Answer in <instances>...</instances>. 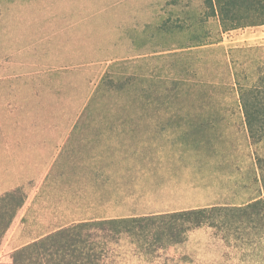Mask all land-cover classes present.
Instances as JSON below:
<instances>
[{"label":"rangeland","instance_id":"rangeland-1","mask_svg":"<svg viewBox=\"0 0 264 264\" xmlns=\"http://www.w3.org/2000/svg\"><path fill=\"white\" fill-rule=\"evenodd\" d=\"M206 14L202 0H0V126L11 118L22 127L33 122L40 136L66 131L113 69L111 102L105 97L91 115L199 118L209 123L200 127L212 129L192 139L200 153L192 174L199 190L177 198L175 208L258 198L256 161L264 157V141L248 137L236 83L251 84L264 63V41L255 37L262 27L223 32ZM120 56L132 57L112 66L110 59ZM48 208L45 195L23 203L0 245V262L9 264L14 250L72 223ZM121 246L125 252L129 245L122 240ZM166 259L264 264L239 263L209 227L192 230L153 264ZM117 262L148 264L130 254Z\"/></svg>","mask_w":264,"mask_h":264},{"label":"crops","instance_id":"crops-1","mask_svg":"<svg viewBox=\"0 0 264 264\" xmlns=\"http://www.w3.org/2000/svg\"><path fill=\"white\" fill-rule=\"evenodd\" d=\"M259 27L255 37L264 41V25ZM68 121L66 131L41 136L31 121L25 124L32 126L22 127L8 118L0 126V195L17 188L25 201L45 195L47 211L65 214L60 219L70 224L199 208L174 205L177 198L199 190L192 174H198L200 153L192 139L212 131L200 127L209 123L189 117H80V113ZM82 124L88 127H77Z\"/></svg>","mask_w":264,"mask_h":264},{"label":"trees","instance_id":"trees-1","mask_svg":"<svg viewBox=\"0 0 264 264\" xmlns=\"http://www.w3.org/2000/svg\"><path fill=\"white\" fill-rule=\"evenodd\" d=\"M202 3L207 18H216L223 32L264 25V0H202ZM119 64L116 61L112 66ZM112 71L104 72L80 117H142L91 115L102 107L104 100L111 102L113 92L108 88L115 77ZM255 73L251 84L236 83L240 111L253 144L264 141V63ZM256 168L262 193L245 204L73 223L14 250L9 264H123L117 262L121 254L153 264L167 249L184 243L189 232L202 227L216 230L226 248L235 252L239 263L263 260L264 157L257 158ZM24 201L21 188L0 195V245ZM122 240L129 245L125 252L121 251Z\"/></svg>","mask_w":264,"mask_h":264}]
</instances>
